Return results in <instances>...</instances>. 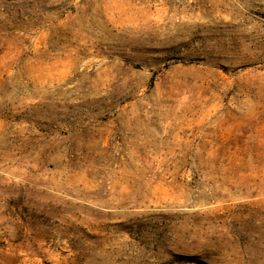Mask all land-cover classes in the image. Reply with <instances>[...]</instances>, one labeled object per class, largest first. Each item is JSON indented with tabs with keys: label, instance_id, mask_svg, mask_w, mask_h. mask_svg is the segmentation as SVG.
Returning <instances> with one entry per match:
<instances>
[{
	"label": "rangeland",
	"instance_id": "obj_1",
	"mask_svg": "<svg viewBox=\"0 0 264 264\" xmlns=\"http://www.w3.org/2000/svg\"><path fill=\"white\" fill-rule=\"evenodd\" d=\"M0 264H264V0H0Z\"/></svg>",
	"mask_w": 264,
	"mask_h": 264
}]
</instances>
